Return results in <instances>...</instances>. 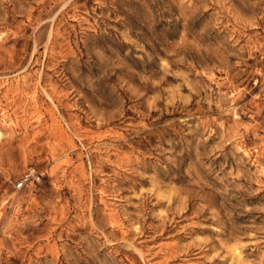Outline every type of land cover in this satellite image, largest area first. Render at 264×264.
Listing matches in <instances>:
<instances>
[{
    "label": "rangeland",
    "instance_id": "obj_1",
    "mask_svg": "<svg viewBox=\"0 0 264 264\" xmlns=\"http://www.w3.org/2000/svg\"><path fill=\"white\" fill-rule=\"evenodd\" d=\"M0 264H264V0H0Z\"/></svg>",
    "mask_w": 264,
    "mask_h": 264
},
{
    "label": "built area",
    "instance_id": "obj_2",
    "mask_svg": "<svg viewBox=\"0 0 264 264\" xmlns=\"http://www.w3.org/2000/svg\"><path fill=\"white\" fill-rule=\"evenodd\" d=\"M24 181H25V180L20 181V182L18 183V186H22V185L24 184Z\"/></svg>",
    "mask_w": 264,
    "mask_h": 264
}]
</instances>
